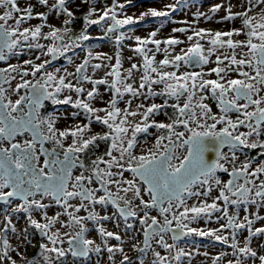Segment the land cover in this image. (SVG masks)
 I'll return each instance as SVG.
<instances>
[{"label":"snow or ice","instance_id":"1","mask_svg":"<svg viewBox=\"0 0 264 264\" xmlns=\"http://www.w3.org/2000/svg\"><path fill=\"white\" fill-rule=\"evenodd\" d=\"M73 2L0 0V264H195L190 236L226 246L210 264H264V0H219L164 39L183 0ZM146 17L165 20L136 35Z\"/></svg>","mask_w":264,"mask_h":264},{"label":"rangeland","instance_id":"2","mask_svg":"<svg viewBox=\"0 0 264 264\" xmlns=\"http://www.w3.org/2000/svg\"><path fill=\"white\" fill-rule=\"evenodd\" d=\"M36 0H33V3H35ZM101 4L103 3H110L111 0H100ZM121 2H124V0H121ZM176 0H132V5H135L134 7L132 5H129L127 8V13L129 15H136L139 16V14L141 12L146 11L148 8L150 7H155L157 9H162L164 7L165 4L168 3H175ZM219 2V0H183V3L186 5L185 7L181 8L180 10H178L177 12L172 14L171 19L164 23V26L162 28H160V31L158 33V38L160 39H164L167 38L169 36V34H171L172 29L176 28V27H184L185 25H183L182 23H180V21H184V20H188L189 22L194 20V14L199 10V11H204L207 12L208 11V7L213 4V3H217ZM21 3H23V0H21ZM76 4H79V0H74L73 4H72V8L73 10H75ZM38 11H43L44 9L42 7L37 8ZM87 10L86 6H81L80 10L76 12L77 17L82 16V14ZM224 13L220 12L217 14L216 19H219L220 16H222ZM165 20V18L162 17H158V18H152V17H146L145 21H142L138 26H136V35H140V36H147L148 33L156 30L157 28L160 27V24ZM39 21L37 20H33L31 21L32 24L38 23ZM50 22L52 23H59V18L57 19H52ZM198 27H204V28H212V29H217V30H227L228 28L232 27L233 24L232 23H228L225 22L224 24H220V23H215L213 21H207L205 22L203 19L200 20L199 24L196 25ZM235 26H239V22L237 21L235 23ZM76 29H78V31L80 30L81 27H75ZM89 31L91 32L92 36L94 37H99L102 36L103 33L100 31L99 28H97L96 26H93V28L89 29ZM175 35L183 38V34L180 33H176ZM125 44L127 45L128 42L126 41ZM91 45L94 47L95 51H100V52H106L110 55L114 54L116 47L114 45V43L110 40H91L88 42H85V48ZM78 55L77 57H75V60L77 63L80 62V57L84 55V53L80 50L77 49L76 50ZM132 55V53L127 49V47H125L124 49V56H130ZM24 58H28L27 56H23L20 59H24ZM162 58L160 56H158V59ZM62 59V58H61ZM61 59L58 60L56 63V66L60 67H67L70 71L73 70L72 65H69L67 62L61 63ZM66 61V60H65ZM12 63H16L17 60L16 59H12L11 60ZM127 63L125 64V67H127ZM103 74V70H99L97 72V76H101ZM101 92H103V87H101ZM104 99H107V96L104 97ZM151 101H148L147 103H150ZM98 106H102V105H98ZM59 112H67L70 113L72 111V109L68 108V109H60L58 110ZM158 119H162V117H158ZM71 117L69 116L68 121H60L59 125L60 127L65 126L67 123H71ZM97 131H99V128H96ZM149 138H151V136H149ZM152 143V142H151ZM151 143L148 142L147 145H142L143 147H147L149 146ZM101 147H103L101 145ZM104 148H101L100 151H103ZM23 221V220H22ZM23 222H21L22 224ZM19 226V225H18ZM95 234V233H94ZM39 242H40V238L37 236L34 240L33 243L36 245V247H31L29 246L27 248V255L29 257H32L36 254V252L38 251V246H39ZM17 242L15 240H13V244L15 246ZM182 246V245H181Z\"/></svg>","mask_w":264,"mask_h":264},{"label":"built area","instance_id":"3","mask_svg":"<svg viewBox=\"0 0 264 264\" xmlns=\"http://www.w3.org/2000/svg\"><path fill=\"white\" fill-rule=\"evenodd\" d=\"M261 214L264 215V209L261 210ZM15 219H16V217H14V220ZM21 222H23L22 218H21ZM193 226L216 227L217 225L215 223L205 225L203 223V221H201L198 225H193ZM107 227L111 230H116V231L120 230V229H115L111 223L107 224ZM93 235H95V234L93 233ZM190 237L194 240H189V241L183 242L182 247H185V248L190 249V250H195V249L200 250L201 255L194 257L195 264H201V262H203V264H210V261L207 258H205L202 254L204 252H208L210 255H215L216 253H218L222 250H225V248H226L225 245H222L219 242H215L211 238H202L201 237V239H199L196 236H190ZM112 243H116V241H112Z\"/></svg>","mask_w":264,"mask_h":264},{"label":"trees","instance_id":"4","mask_svg":"<svg viewBox=\"0 0 264 264\" xmlns=\"http://www.w3.org/2000/svg\"><path fill=\"white\" fill-rule=\"evenodd\" d=\"M81 17V16H80ZM80 17H77V23L75 25V27H82V20L80 19ZM76 31H78V29H76ZM93 40H97V39H93ZM66 62L63 58L61 59V63H64ZM156 102H160L159 99H157ZM56 110H60V109H64V108H68V106H65V105H58V106H55ZM49 111H52L53 110V106L51 105L49 108H48ZM105 146V145H104ZM105 148V147H103Z\"/></svg>","mask_w":264,"mask_h":264},{"label":"flooded vegetation","instance_id":"5","mask_svg":"<svg viewBox=\"0 0 264 264\" xmlns=\"http://www.w3.org/2000/svg\"><path fill=\"white\" fill-rule=\"evenodd\" d=\"M4 66H6L5 63L4 62H0V67H4ZM50 106H51V104H49L47 107L49 108ZM162 119H163V117H162ZM150 131H153V130H150ZM152 140H153L152 137L151 138L148 137V142L149 143H151ZM102 146L105 147L103 144H102ZM103 147H101V148H103ZM260 151H261L260 149H257V150H248V154L249 155H257Z\"/></svg>","mask_w":264,"mask_h":264}]
</instances>
